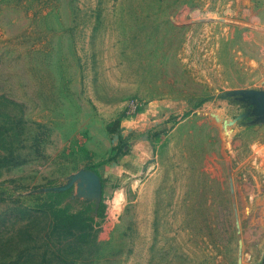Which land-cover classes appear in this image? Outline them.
<instances>
[{"label": "rangeland", "instance_id": "rangeland-1", "mask_svg": "<svg viewBox=\"0 0 264 264\" xmlns=\"http://www.w3.org/2000/svg\"><path fill=\"white\" fill-rule=\"evenodd\" d=\"M0 264H264V0H0Z\"/></svg>", "mask_w": 264, "mask_h": 264}, {"label": "crops", "instance_id": "crops-1", "mask_svg": "<svg viewBox=\"0 0 264 264\" xmlns=\"http://www.w3.org/2000/svg\"><path fill=\"white\" fill-rule=\"evenodd\" d=\"M146 109V108H145ZM150 111V110H149ZM149 111L147 112V110H140V112H138L136 114V116H133L130 118V120H128L129 118H125L121 125H122V129L123 130V135L122 137H128L130 139L134 138V134H137V132H139V129L137 130L136 128H138V125L136 124V122L138 120H141V121H146L148 120L150 117H149ZM156 110H154L153 113H155ZM134 117H136L135 119V122H134ZM132 119V120H131ZM132 121V122H131ZM149 121V120H148ZM151 121V120H150ZM134 125L136 126V128H134ZM144 126V125H143ZM134 129H135V132H134ZM131 136V137H130ZM125 140V139H124ZM134 141V140H132Z\"/></svg>", "mask_w": 264, "mask_h": 264}, {"label": "built area", "instance_id": "built-area-1", "mask_svg": "<svg viewBox=\"0 0 264 264\" xmlns=\"http://www.w3.org/2000/svg\"><path fill=\"white\" fill-rule=\"evenodd\" d=\"M138 103L131 100L128 104V116L133 117L139 111Z\"/></svg>", "mask_w": 264, "mask_h": 264}, {"label": "clouds", "instance_id": "clouds-1", "mask_svg": "<svg viewBox=\"0 0 264 264\" xmlns=\"http://www.w3.org/2000/svg\"><path fill=\"white\" fill-rule=\"evenodd\" d=\"M122 199H123V194H122V192H121V191H117V192L115 193V202H116V204L119 205L120 202L122 201Z\"/></svg>", "mask_w": 264, "mask_h": 264}]
</instances>
